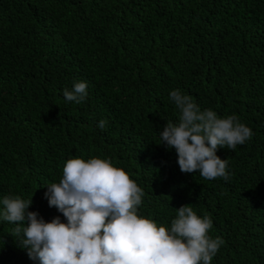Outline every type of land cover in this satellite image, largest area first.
<instances>
[{
    "label": "trees",
    "instance_id": "1",
    "mask_svg": "<svg viewBox=\"0 0 264 264\" xmlns=\"http://www.w3.org/2000/svg\"><path fill=\"white\" fill-rule=\"evenodd\" d=\"M86 81L88 95L63 90ZM180 89L201 110L235 114L252 138L218 148L229 179L183 173L160 144ZM106 120L104 129L97 127ZM110 159L142 188L140 215L170 228L190 204L224 241L212 264H264V0H0V211L45 198L69 158ZM0 219V264H38Z\"/></svg>",
    "mask_w": 264,
    "mask_h": 264
},
{
    "label": "clouds",
    "instance_id": "2",
    "mask_svg": "<svg viewBox=\"0 0 264 264\" xmlns=\"http://www.w3.org/2000/svg\"><path fill=\"white\" fill-rule=\"evenodd\" d=\"M87 82H75L63 90L67 102L77 104L88 95ZM179 110V122L167 121L159 132L160 144L175 150L181 172L196 173L206 180L229 179L228 160L218 148L235 150L254 135L235 114L219 117L201 110L180 89L169 93ZM106 120L97 127L104 129ZM47 186L45 198L65 218L50 222L33 203L20 196H5L0 219L15 224L12 235L29 259L38 264H212L224 241L209 235L210 216H199L190 204L177 209L170 228L139 214L144 192L123 168L110 159L69 158L58 183Z\"/></svg>",
    "mask_w": 264,
    "mask_h": 264
}]
</instances>
